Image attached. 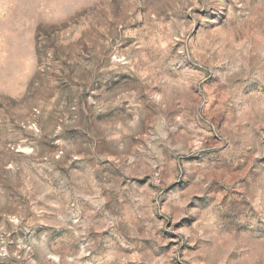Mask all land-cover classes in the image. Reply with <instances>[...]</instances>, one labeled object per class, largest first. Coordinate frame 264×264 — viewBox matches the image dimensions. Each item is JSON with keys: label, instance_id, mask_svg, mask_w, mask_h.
<instances>
[{"label": "rangeland", "instance_id": "obj_1", "mask_svg": "<svg viewBox=\"0 0 264 264\" xmlns=\"http://www.w3.org/2000/svg\"><path fill=\"white\" fill-rule=\"evenodd\" d=\"M0 264H264V0H0Z\"/></svg>", "mask_w": 264, "mask_h": 264}]
</instances>
